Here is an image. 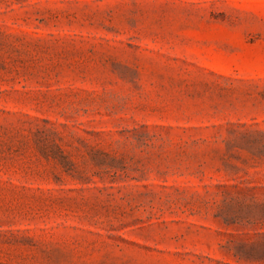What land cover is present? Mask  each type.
<instances>
[{
    "label": "rangeland",
    "instance_id": "1",
    "mask_svg": "<svg viewBox=\"0 0 264 264\" xmlns=\"http://www.w3.org/2000/svg\"><path fill=\"white\" fill-rule=\"evenodd\" d=\"M0 264H264V0H0Z\"/></svg>",
    "mask_w": 264,
    "mask_h": 264
}]
</instances>
